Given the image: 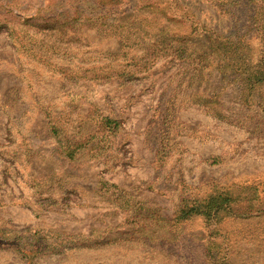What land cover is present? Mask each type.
<instances>
[{
    "label": "rangeland",
    "instance_id": "rangeland-1",
    "mask_svg": "<svg viewBox=\"0 0 264 264\" xmlns=\"http://www.w3.org/2000/svg\"><path fill=\"white\" fill-rule=\"evenodd\" d=\"M0 264H264V0H0Z\"/></svg>",
    "mask_w": 264,
    "mask_h": 264
}]
</instances>
